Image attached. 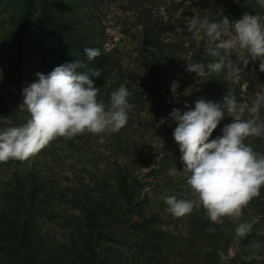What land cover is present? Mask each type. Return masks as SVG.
Wrapping results in <instances>:
<instances>
[{
  "label": "rangeland",
  "instance_id": "obj_1",
  "mask_svg": "<svg viewBox=\"0 0 264 264\" xmlns=\"http://www.w3.org/2000/svg\"><path fill=\"white\" fill-rule=\"evenodd\" d=\"M245 13L264 23L258 0H0V129L30 118L22 90L36 73L74 60L106 108L121 84L133 105L127 125L103 144L85 133L57 138L27 161L0 162V264H264V187L239 221L221 224L202 207L177 218L162 199L192 198L172 110H194L199 98L222 102L233 90L249 119L256 93L264 94L260 60L245 66L246 51H222L218 77L186 71L220 59L208 55L215 42L187 31L192 16L231 24ZM231 35L225 26L222 38ZM85 48L101 54L90 60ZM230 122L225 115L209 139ZM245 142L264 154V136ZM253 218L250 233L237 237L238 223Z\"/></svg>",
  "mask_w": 264,
  "mask_h": 264
},
{
  "label": "clouds",
  "instance_id": "obj_2",
  "mask_svg": "<svg viewBox=\"0 0 264 264\" xmlns=\"http://www.w3.org/2000/svg\"><path fill=\"white\" fill-rule=\"evenodd\" d=\"M258 2L264 6V0ZM229 25L233 35L222 38L224 27ZM187 31L203 32L215 42L208 49V55L220 58L209 63H188L186 71L189 73L207 77L221 72L225 68L222 51L233 50L246 51L247 55L240 57L245 66L249 58L259 59V69L264 72V60L260 59L264 57V23L259 15L245 13L231 24L227 17L217 23L192 16ZM84 51L90 60L101 54L100 49L85 48ZM80 67V61L74 60L56 66L48 74L36 73L38 81L22 90V105L30 118L21 126L0 129V162L27 161L57 138L71 139L85 133L99 136L98 143L103 144L105 134L117 133L127 125L133 107L128 100L131 93L127 87L121 84L112 91L106 108L103 101L97 99L99 88L95 87L94 80L78 72ZM101 75L99 70L92 72L93 77ZM177 87L174 81L171 90L175 92ZM262 106L264 94L258 92L248 109L251 118L242 119L236 94L229 90L222 102L199 98L194 110L188 105L185 108L189 110L183 112L172 110L170 116L177 124L174 140L184 164L180 172L188 177L192 198L162 197L170 214L180 218L202 207L215 224L223 223L225 217L240 220L243 209L260 196L264 187V154L255 152L245 142L249 137L264 136V122L258 119ZM225 115L231 122L223 126L221 136L210 140ZM164 122L165 118H161L155 127ZM172 174H176L175 169ZM256 223L258 218L238 223L236 236L246 237Z\"/></svg>",
  "mask_w": 264,
  "mask_h": 264
},
{
  "label": "trees",
  "instance_id": "obj_3",
  "mask_svg": "<svg viewBox=\"0 0 264 264\" xmlns=\"http://www.w3.org/2000/svg\"><path fill=\"white\" fill-rule=\"evenodd\" d=\"M219 74H220V72H219V73H214V75H215L216 77H218V76H219Z\"/></svg>",
  "mask_w": 264,
  "mask_h": 264
}]
</instances>
